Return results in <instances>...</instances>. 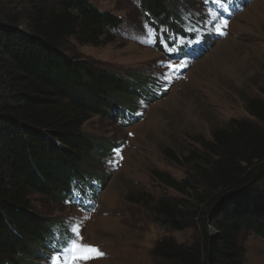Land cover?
<instances>
[{"label":"trees","instance_id":"16d2710c","mask_svg":"<svg viewBox=\"0 0 264 264\" xmlns=\"http://www.w3.org/2000/svg\"><path fill=\"white\" fill-rule=\"evenodd\" d=\"M136 1L152 24L181 32L174 0ZM123 25L89 0H28L14 10L0 3V264H35L51 238L35 195L60 203L87 191L95 204L112 179L100 168L118 145L87 135L85 124L100 117L130 127L141 103L167 91L146 72L125 77L69 53L70 38L100 48ZM248 110L258 125L215 133L211 154L197 156L196 179L182 185L155 172L192 202L160 203V217L198 233L193 244L160 240L156 264H245L243 233L264 240V100L249 101Z\"/></svg>","mask_w":264,"mask_h":264},{"label":"rangeland","instance_id":"374dc122","mask_svg":"<svg viewBox=\"0 0 264 264\" xmlns=\"http://www.w3.org/2000/svg\"><path fill=\"white\" fill-rule=\"evenodd\" d=\"M27 1L0 3L14 10ZM89 1L124 25L100 48L70 38L69 53L125 77L146 72L165 83L163 91L168 89L161 99L141 103L130 127L100 117L85 124L87 135L118 145L100 168L112 179L95 204L87 191L74 190L60 203L33 197V207L51 219L52 227L35 264H52L50 258L76 225L82 242L104 253L80 264H156L160 240L169 236L193 244L198 233L191 226L174 230L160 217V203L191 198L165 185L155 172L183 185L191 175L196 179L192 171L200 164L197 156L211 154L206 146L215 133L234 131L240 122L258 125L248 102L264 100V0H174L175 19L181 24L176 30L181 32L152 24L136 0ZM168 39L181 45L183 56L162 50L161 41ZM240 246L246 249L245 264H264L263 239L243 233ZM59 264H66V254Z\"/></svg>","mask_w":264,"mask_h":264},{"label":"snow or ice","instance_id":"6c2138e0","mask_svg":"<svg viewBox=\"0 0 264 264\" xmlns=\"http://www.w3.org/2000/svg\"><path fill=\"white\" fill-rule=\"evenodd\" d=\"M169 67L175 68V66L172 65ZM57 243H59V241H57ZM56 251L57 254L50 258L52 264H59L61 255L64 254H66V264H80L81 261L97 259L104 255L98 248L82 242V237H80V225H76L71 229L69 240L65 241L62 247Z\"/></svg>","mask_w":264,"mask_h":264}]
</instances>
